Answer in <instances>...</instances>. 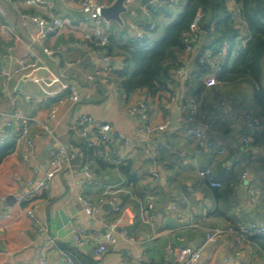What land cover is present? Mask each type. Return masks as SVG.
<instances>
[{"label":"crops","instance_id":"0c3cea01","mask_svg":"<svg viewBox=\"0 0 264 264\" xmlns=\"http://www.w3.org/2000/svg\"><path fill=\"white\" fill-rule=\"evenodd\" d=\"M43 1L48 9L27 6L23 0H0V150L15 146V152L0 166V264H39L42 260L48 264H67V258L75 264H180L178 252L186 247L202 248L199 264H264V238L242 244L234 235L211 242L206 240L207 234L215 228L227 230L264 222V139L258 148H247L243 138L249 131L239 121L247 113L259 117L257 109L251 107L250 87L217 84L206 89V76L201 80L197 77L200 69L196 51L184 62L187 71L193 72L194 85L189 88L185 78L176 74L171 93L160 99H153L142 90L130 97L123 94L113 82L115 72L124 66L121 60L114 62L110 74L119 95L108 85L90 84L83 74H94L101 67L100 53L87 44L81 49L75 44L90 32L86 16L91 9H83L76 0ZM96 1L107 8L117 0ZM150 1L125 2L128 12L122 15L124 25L110 23L115 39L123 43L136 39L137 31H143L150 19ZM187 1L153 2L155 7L174 4V16L166 19L163 14L155 13L158 30L150 37L151 42L164 37L165 30L183 12ZM50 8L65 24L57 36L47 41V46L55 52L51 68L57 72L65 70L67 82L76 84L80 100L75 104L69 100L68 93L46 97L34 80L26 81L17 93L21 78L16 70L30 50L31 33L21 16H45ZM239 26L242 35L237 44L241 45L232 50L231 64L236 61L237 51L247 42L245 27L242 23H238ZM203 43L210 45L211 41L204 38ZM227 52L228 48L224 49V57ZM62 60L65 65L60 69ZM72 63L75 65L69 67ZM5 73L11 78H6ZM199 82L203 84L202 89ZM17 95L18 108L32 120L30 136L35 150L28 161L24 160L29 153L18 138L17 128L6 127L14 111L13 98ZM172 96L180 101L185 97L201 100L200 127L213 142L212 150L197 154L189 127L179 121L178 104L168 107ZM140 103L149 105L152 123L171 120L166 132L155 138L143 132L141 117L128 115V109ZM52 110L56 111L53 119ZM84 115L94 120L91 133L103 124H111L133 142L132 146L118 142L102 147L98 154L87 155L76 131L77 120ZM43 126L50 130L45 131ZM211 126L216 131H212ZM155 144L163 146L161 178L157 182L146 174L149 166L145 149ZM59 146L75 155L72 167L51 182L50 195L35 191L44 174L42 168L48 170L49 153ZM220 151L223 154H219ZM85 166L97 175L96 179L87 180ZM120 166L129 167L132 178L123 175ZM207 169H212L221 179L222 189L211 188L200 176V172ZM244 174L245 184L239 186ZM184 186H187L185 193ZM243 187H253L260 192L258 203L251 201L248 191H242ZM148 195L156 198L153 221L144 213ZM22 196L26 199L19 203ZM81 197L100 208L95 223L84 212ZM110 201L129 208L133 218L129 220L125 216L128 237H118L117 243L100 260H95L89 248L101 241L108 226L120 217ZM33 208L38 222L27 215V210ZM75 228L86 230L90 236V245L84 250L75 246ZM237 252L240 255H236Z\"/></svg>","mask_w":264,"mask_h":264},{"label":"built area","instance_id":"2783aa9c","mask_svg":"<svg viewBox=\"0 0 264 264\" xmlns=\"http://www.w3.org/2000/svg\"><path fill=\"white\" fill-rule=\"evenodd\" d=\"M12 1V0H9ZM81 4L83 9H91L90 13L86 16V21L90 26V32L84 34L83 40L75 44L76 48H83L87 42L95 40L99 46H105L111 35L112 29L109 22H107L101 15L104 6L97 2L96 0H76ZM155 0H151L149 5L153 4ZM24 4L30 7H47V3L43 0H23ZM131 0H126V4H129ZM228 6L231 10H236L234 5V0H227ZM147 7V6H146ZM22 21L30 27V50L28 51L26 57L19 61L16 74L20 76L21 80L29 77L35 71L40 69L48 70L53 76L52 79H40L34 80L37 85L41 88L46 97L52 98L59 96L64 93H68L69 100L75 104L79 99L78 88L76 84H71L66 80V71H55L51 68L53 62H55V52L52 51L47 46V41L57 36L64 28V22L57 17L51 10L43 15H32L24 14L21 16ZM200 16H198L190 27V34L187 36L185 42L188 45L187 53L192 54L194 52V46L199 41V24ZM155 25H151L150 29L153 30ZM145 34L143 31H137L136 39L143 40ZM99 53V52H98ZM223 54H214L213 52H206L198 56V66L200 70H207L209 72L206 75L205 88L210 89L218 84L217 73L221 71L223 61ZM99 62L101 67H99L94 74H83L84 79L90 84L101 83L103 85H108L111 90L117 92L114 88L113 82H111V62L104 53H100ZM75 64H69V67H73ZM6 78L10 79L9 73L4 74ZM177 75L185 78V81L192 87V77L193 72L187 71L186 67L181 68L177 71ZM59 84L60 87L56 90L50 92L45 89V87H52ZM19 93V92H17ZM19 96L17 95L13 98L14 111L11 114L9 120L6 123V127L9 129L17 128L18 138L23 141L27 147L28 153L24 156V160L28 161L35 150V142L30 136L32 120L26 117L18 108ZM177 103L179 107V121L184 125L189 127V133L195 141L196 152L201 154L204 150H212L214 144L209 141L206 136L205 129L200 127L201 122V108L202 102L197 98L185 97L183 100H179L176 96H172L168 103V107ZM56 115V111H51V118L53 119ZM128 115L130 117H135L139 115L141 117V125L143 132L149 138H155L157 135L162 134L168 130L171 125V120L168 118L162 124L152 123L151 109L147 103H140L139 105L131 106L128 109ZM247 130V134L243 138V144L247 148H258L260 144V139L264 132V124L260 117H257L251 113L243 115L239 119ZM94 120L90 116H81L77 120L76 131L78 132L81 140L89 148H100L105 146H110L114 143L122 142L126 146H132L133 142L117 131L111 124H103L95 133H91L90 127L93 125ZM45 131H49L48 126H43ZM212 131H216L215 127L211 126ZM163 146L155 144L152 148L145 149V154L148 162L149 169L146 172L147 176L151 178L154 182L159 181L161 178V156H162ZM223 154L222 151L218 152ZM75 158L73 153H70L66 147L59 146L53 149L49 153L48 158V170L43 174L42 179L35 186L34 190L37 192H46L49 194V187L51 182L62 174L65 170L72 167V161ZM85 175L88 181L97 178V175L90 169L89 166H85ZM200 176L208 181L209 186L213 189H222L224 184L221 179L215 174L212 169H207L200 172ZM246 181V174H244L239 181V186H244ZM248 187V186H247ZM248 193L251 196V201L253 203H258V196L260 192L255 188H248ZM26 197L22 196L18 199L19 203L25 201ZM80 201L83 205L84 212L89 217L92 223L97 221V216L100 213V208L93 204L88 199L81 197ZM156 198L154 195H148L145 199L144 213L149 217V220L153 221ZM115 212L120 214V217L112 222L107 229V233L102 237L93 248H89L90 255L95 260H100L111 247H113L118 240V237L127 238L128 230L125 227V218L128 217L131 220L132 214L131 210L127 207H121L116 205L113 201L109 202ZM27 215L34 222H38L36 216V210H27ZM126 216V217H125ZM225 235L236 236L240 244L251 242V239L257 236H264V222L251 224L249 226H239L232 227L227 230H222L220 228H215L207 234V242L217 240L224 237ZM75 246L79 250H84L88 247L90 242V236L88 232L82 228H75L73 231ZM180 264H199L202 258V248L192 249L190 247L182 248L178 252ZM240 255V253H236ZM39 264H48L46 260H42ZM67 264H75L71 258H67Z\"/></svg>","mask_w":264,"mask_h":264},{"label":"trees","instance_id":"16d2710c","mask_svg":"<svg viewBox=\"0 0 264 264\" xmlns=\"http://www.w3.org/2000/svg\"><path fill=\"white\" fill-rule=\"evenodd\" d=\"M173 5H150V19L143 30V40L134 38L123 43L111 35L105 46H99L95 40L87 42V45L96 52L104 53L112 62H123V68L115 72L113 80L123 94L130 97L142 90L148 92L151 98L160 99L171 93L177 71L185 67V59L191 55L187 53L185 40L190 34L191 25L200 16L199 41L193 45L197 56L208 51L216 55L223 54L224 49L228 48L221 71L216 75L218 84L248 85L253 93L251 107H255L257 115L264 120V0H234L236 10L229 8L227 0H188L183 12L165 30L164 37L151 42L150 37L158 30L155 15L163 14L166 19L172 18ZM238 23L245 27L247 42L237 51L236 61L231 64L232 50L241 45L237 44L238 37L242 35ZM151 25H155L153 30L150 29ZM204 38L211 41V44L203 43ZM208 72L209 69L199 70L198 79L201 80ZM191 83L194 85V80ZM199 86L203 88L202 82H199ZM263 139L262 135L259 141ZM81 146L87 155L98 154L102 148H89L83 141ZM14 152L13 145L1 149L0 166ZM119 170L123 175L131 177L129 167L120 166ZM263 238L257 236L251 242Z\"/></svg>","mask_w":264,"mask_h":264},{"label":"water","instance_id":"95a60500","mask_svg":"<svg viewBox=\"0 0 264 264\" xmlns=\"http://www.w3.org/2000/svg\"><path fill=\"white\" fill-rule=\"evenodd\" d=\"M126 0H117L111 7L104 8L101 12L102 17L109 23L115 22L119 24L120 26H123V18L122 15L126 14L128 12L127 7L125 6ZM56 56H59L61 58L60 54H56ZM64 60H62L61 65L59 66L60 69L64 68ZM115 66L114 62H111V67L113 68ZM53 76L51 73L46 70V69H40L38 71L33 72L32 74L29 75V77L23 79L20 81L19 87L17 89V92H20L21 88L24 86L25 82L28 80H40V79H52ZM60 85L56 84L52 87H45L47 91H54L57 88H59ZM177 113L179 112V107L177 106L176 108ZM45 160V157H44ZM45 162V161H43ZM47 169L42 168V172L45 173ZM242 191L247 193L248 189L247 187H243ZM183 192H187V186L183 187Z\"/></svg>","mask_w":264,"mask_h":264},{"label":"rangeland","instance_id":"374dc122","mask_svg":"<svg viewBox=\"0 0 264 264\" xmlns=\"http://www.w3.org/2000/svg\"><path fill=\"white\" fill-rule=\"evenodd\" d=\"M181 13V12H180ZM179 15V14H178Z\"/></svg>","mask_w":264,"mask_h":264}]
</instances>
